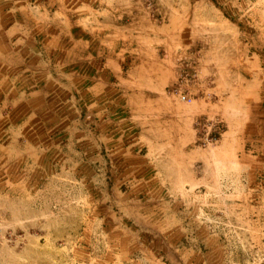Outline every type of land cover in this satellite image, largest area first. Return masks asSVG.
<instances>
[{
  "label": "rangeland",
  "instance_id": "1",
  "mask_svg": "<svg viewBox=\"0 0 264 264\" xmlns=\"http://www.w3.org/2000/svg\"><path fill=\"white\" fill-rule=\"evenodd\" d=\"M17 5L20 11H13L15 17H11L23 23L19 34H31L27 49L37 52L38 65H52L53 69L47 72L42 66L39 70V101L48 85L55 95L69 98L67 107L72 104L79 109L81 89L96 76L94 68L107 65L109 37L121 41L129 34L122 29L127 19L108 24L111 13L132 7H142L151 24L145 26L139 20L137 30L165 26V33H159L162 42L153 48L166 62L163 74L146 77L150 86L165 81L166 88L149 89L148 83L143 86L137 80L130 85L133 90H127L121 75L123 82L114 86L117 101L132 96V91L149 98H171L188 115L198 98H221L222 91L215 95L214 87L219 89L229 81H264V0H22ZM158 9L168 16L165 21ZM180 37L188 39L187 43L180 46ZM195 50H203L209 57L200 75L193 60L180 57L172 64L167 59L177 51ZM105 51L106 57L93 55ZM201 84H208V90L203 91ZM183 96L189 104L181 101ZM38 108L44 110L45 105ZM14 109L6 107L0 121V152L8 157L4 179L0 175V264H264V148L224 154L216 144L221 139V125L212 128L203 119L197 122L198 146L212 153L214 164L205 174L209 186L203 192L207 195L196 191V198L186 207L195 214L193 229H204L190 239L203 246L179 251L168 237L166 244L158 237L160 243L147 242L146 205L135 210L133 202L120 194L118 199H110L108 186L95 189L86 178H43L31 186L29 171L19 169L20 152L31 155V139L25 132L29 128L12 120ZM114 117L101 123L109 133V129L115 130ZM92 123L91 117L86 119L87 126ZM116 131L125 135L124 128ZM35 134L38 157L42 158L43 122L37 123ZM223 162L232 168H218ZM189 172L201 177L205 171L198 163ZM182 173L183 178L187 171ZM222 180L227 184L222 185ZM187 219L183 216V221Z\"/></svg>",
  "mask_w": 264,
  "mask_h": 264
},
{
  "label": "crops",
  "instance_id": "2",
  "mask_svg": "<svg viewBox=\"0 0 264 264\" xmlns=\"http://www.w3.org/2000/svg\"><path fill=\"white\" fill-rule=\"evenodd\" d=\"M20 2L22 0H0V121L6 115V107H15L12 120L29 128L25 132H29L31 139V155L20 152L19 169L24 167L23 171H29L30 185H37L38 179L43 178L89 179L95 189L108 186L110 199L114 196L118 199L120 194L133 202L135 210L140 204L146 205L149 228L144 232L150 244L160 243L156 237L166 244L168 237L170 245L179 251L202 248L203 242L190 237L204 229H193L195 214L186 206L194 201L196 191L202 190L201 194L207 195L203 192L209 186L205 174L214 163L212 153L198 146L197 122L203 119L212 123V128L221 125V139L216 144L224 154L243 153L247 147L264 148V81H229L219 89L214 87L213 94L220 95L218 90H221V98H198L188 115L183 114L180 104L171 98H149L132 91V96L117 101L118 90L114 86L123 82L121 75L125 76L127 90H133L134 81L144 86L149 82L146 75L163 74L162 67L166 63L153 49L162 42L159 33H165V26L137 30L139 20H143L145 26L151 24L142 7H132L111 13L108 24L117 25L119 20L127 19L128 24L122 29L129 34L122 39L124 41L109 37L112 43L107 65L94 68L96 76L81 89L83 97H79V109L72 104L67 107L65 100L69 98L64 100L55 95L48 85L45 93L41 92L45 97L39 101L37 92L42 87H39L38 73L44 65H38L37 52L27 49L31 34H19L23 23L13 18L12 13L20 11L17 5ZM159 13L165 21L168 16L160 10ZM33 22L36 26V17ZM114 32L117 34V28ZM187 41L180 37V46ZM93 55L106 57V51L103 55L98 52ZM180 57L193 60L198 75L203 73L209 60L203 50L177 51L167 59L171 58L173 64ZM44 67L47 72L53 70L52 65ZM147 87L164 90L166 85L165 81H156L155 85L148 83ZM201 89L208 90V84L207 87L201 84ZM39 104L45 105V109H39ZM111 116H115V130L109 129V133L101 123ZM89 117L93 119L91 126L86 124ZM39 122L45 124V139L40 144L45 152L42 158L38 157L39 141L35 134ZM120 128H124L125 135L116 131ZM14 154L17 158L16 152ZM103 154L108 156L105 158ZM7 159L5 154L0 155L2 179ZM198 163L205 171L201 177L189 172ZM218 168L230 170L232 166L223 162ZM183 170L187 174L182 178L180 171ZM221 184L227 183L222 180ZM183 216L188 219L183 221Z\"/></svg>",
  "mask_w": 264,
  "mask_h": 264
},
{
  "label": "built area",
  "instance_id": "3",
  "mask_svg": "<svg viewBox=\"0 0 264 264\" xmlns=\"http://www.w3.org/2000/svg\"><path fill=\"white\" fill-rule=\"evenodd\" d=\"M181 101H182L183 103H187V104L190 103V100L187 99V97H185V96H183V97L181 98Z\"/></svg>",
  "mask_w": 264,
  "mask_h": 264
}]
</instances>
